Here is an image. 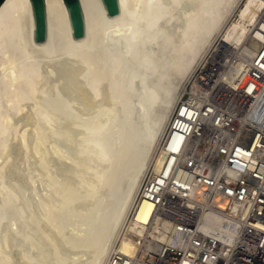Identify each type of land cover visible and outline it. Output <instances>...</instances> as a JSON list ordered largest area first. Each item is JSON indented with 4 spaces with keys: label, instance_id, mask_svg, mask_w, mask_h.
<instances>
[{
    "label": "bare ground",
    "instance_id": "bare-ground-1",
    "mask_svg": "<svg viewBox=\"0 0 264 264\" xmlns=\"http://www.w3.org/2000/svg\"><path fill=\"white\" fill-rule=\"evenodd\" d=\"M241 1L119 0L111 18L102 0H80L86 35L75 40L64 0H46L43 44L32 1H4L0 264H106L116 243L133 255L145 232L129 215L149 169L162 166L160 140L195 68L218 39L244 58L264 40L257 0L230 22ZM232 88L231 80L219 88L223 101ZM67 190L79 197L72 217H87H66L64 226L59 216L73 211ZM194 197L202 200L200 188ZM213 204L202 229L231 245L236 226L226 223L223 200ZM155 207L142 201L137 220ZM149 234L166 241L156 225Z\"/></svg>",
    "mask_w": 264,
    "mask_h": 264
},
{
    "label": "built area",
    "instance_id": "built-area-1",
    "mask_svg": "<svg viewBox=\"0 0 264 264\" xmlns=\"http://www.w3.org/2000/svg\"><path fill=\"white\" fill-rule=\"evenodd\" d=\"M257 1L260 28L264 0ZM229 80L233 88L223 101L219 88ZM159 150L166 155L162 166L148 171L129 215L145 234L132 256L116 243L106 264H264V40L247 58L227 44L212 46L178 101ZM199 188L201 201L194 197ZM215 198L224 201L226 223L236 226L231 245L202 229L205 209L218 210ZM145 200L156 206L146 222L135 216ZM155 225L165 242L151 238Z\"/></svg>",
    "mask_w": 264,
    "mask_h": 264
},
{
    "label": "water",
    "instance_id": "water-1",
    "mask_svg": "<svg viewBox=\"0 0 264 264\" xmlns=\"http://www.w3.org/2000/svg\"><path fill=\"white\" fill-rule=\"evenodd\" d=\"M5 0H0V7ZM35 18L34 38L37 44H43L48 36V20L46 0H31ZM107 15L111 18L120 14L119 0H102ZM69 12L75 40H81L86 35L85 17L80 0H64Z\"/></svg>",
    "mask_w": 264,
    "mask_h": 264
},
{
    "label": "rangeland",
    "instance_id": "rangeland-1",
    "mask_svg": "<svg viewBox=\"0 0 264 264\" xmlns=\"http://www.w3.org/2000/svg\"><path fill=\"white\" fill-rule=\"evenodd\" d=\"M253 3H255L254 0H242V1L240 2V4H239L238 8L235 9L234 15L231 17L230 22L232 23L233 20L235 19V17H236V14H235V13L240 14V13H241L242 11H244L249 5H252V6H253ZM231 20H232V21H231ZM216 42H220L219 39L216 40L215 43H216ZM215 43H213V45H214ZM149 170H150V169H149ZM21 191L24 192L23 189H21ZM67 191H68V198H69V207H68V208H69V209H73V211H70V210L65 211V213H62V214L59 216L58 221H59L60 224H62V225H64V226H68V221H67V218H66V217H70L71 220H74V219H75V220H78V222H80V221L83 220V219H86V217H87V214H86L85 216H83V217H78V216H76V217H72V214H71V213H74V212L76 211V209H78V206H77L76 202L78 201L79 197H75V196H73V194H71V193L69 192V190H67ZM24 194L26 195V193H24ZM24 194H23V195H24ZM26 196H28V194H27ZM74 207H75V208H74ZM102 207H103V210H104V211H107V210L109 209V202L106 201V202L103 204ZM79 220H80V221H79Z\"/></svg>",
    "mask_w": 264,
    "mask_h": 264
}]
</instances>
